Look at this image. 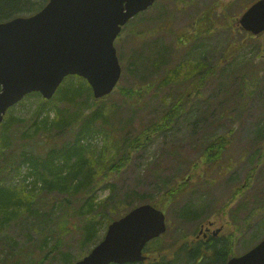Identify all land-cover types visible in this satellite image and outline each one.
Instances as JSON below:
<instances>
[{
    "label": "rangeland",
    "instance_id": "1",
    "mask_svg": "<svg viewBox=\"0 0 264 264\" xmlns=\"http://www.w3.org/2000/svg\"><path fill=\"white\" fill-rule=\"evenodd\" d=\"M254 1L158 0L124 27L115 43L121 80L100 105L106 122L93 126L84 142L102 155L93 158L86 150L97 166L95 204L106 206V216L97 220V241L113 218L144 203H158L168 218L167 232L146 248L151 257L161 251L172 256L183 240L190 245L204 240L201 227L210 223L211 234L221 229L215 237L232 244L230 256L264 238V33L256 36L240 25L242 13ZM209 10L211 22L206 25L201 18ZM194 35L202 38L190 41ZM205 76L204 86L191 93L176 124L147 138L150 125L195 82L202 85ZM64 84L87 86L76 77ZM83 96L87 100H79L80 125L97 108L93 93ZM41 99V94L28 95L5 117L32 123ZM46 108L43 116L55 119L59 109L72 112L77 106L55 98ZM136 137L143 145L125 144ZM214 138H222L225 148L208 169L203 149ZM0 150L2 160L10 155ZM185 183L188 192L165 202L168 189ZM26 192L41 213H22L0 227V264H74L90 252L93 245H86L82 235L88 217L84 211L93 194L68 202L60 193ZM190 205H197L196 213L184 217ZM204 253L214 256L212 249Z\"/></svg>",
    "mask_w": 264,
    "mask_h": 264
},
{
    "label": "water",
    "instance_id": "2",
    "mask_svg": "<svg viewBox=\"0 0 264 264\" xmlns=\"http://www.w3.org/2000/svg\"><path fill=\"white\" fill-rule=\"evenodd\" d=\"M155 1L49 0L32 15L0 22V128L8 109L26 95L51 99L70 75L86 79L96 99L112 93L122 74L115 41ZM240 25L256 35L264 32V0L243 14ZM167 227L162 209L141 204L111 222L104 238L75 264L145 261V246ZM227 264H264V238Z\"/></svg>",
    "mask_w": 264,
    "mask_h": 264
},
{
    "label": "trees",
    "instance_id": "3",
    "mask_svg": "<svg viewBox=\"0 0 264 264\" xmlns=\"http://www.w3.org/2000/svg\"><path fill=\"white\" fill-rule=\"evenodd\" d=\"M47 2L48 0H0V22L17 16L34 14L42 9ZM201 21L206 25L211 22L210 10L203 14ZM199 38L202 37L194 35L190 41H196ZM77 78L82 81L81 85H86L87 82L84 79ZM206 80V76L201 78L202 85L195 82L160 120L158 119L150 125L145 132L147 138L151 134L168 131L171 126H174L184 114L191 93L198 92L204 86ZM83 88L80 86L69 87L63 84L53 99L49 101L42 98L39 111L34 116L32 123H27L19 118L16 119L14 115L5 117L1 126L0 148L8 150L10 155L8 157L4 156L2 160V154L0 153V227L7 226L17 220L22 213L28 212L35 217L40 215L41 208L37 205L33 207V201L30 202L31 199L24 195L27 193L26 191H29L31 196L36 195L41 190L48 191L51 194L60 193L65 195V200L68 202H72L79 195L88 193L93 195L89 197V202L86 204L87 209L84 211L88 212L85 213L88 214V217L84 218L83 242L86 245L94 246L100 241H97L99 234L97 220L101 216H106V206L102 205L104 203L101 202L99 206L95 204L93 192L96 189L97 171L95 168L97 166L87 156L88 151L86 152V150L92 152L93 158H101L102 155H99L88 141L87 143L84 142L85 139L90 137L93 126L106 122L105 114L100 105L108 96L94 100L97 108L80 125L82 116L79 112L81 109L78 107L80 105L79 100L81 98L87 100V98H84V94H87V97L92 95V89L88 83ZM55 98L77 106V108L72 112L59 109L58 117L55 119H51L47 114L43 116V112L48 111L47 105ZM98 125L102 127V124ZM70 132L72 133L70 140L61 143L62 138ZM147 138L144 137L145 140ZM131 140L132 142L125 143L130 148L143 145L140 137ZM224 148L225 141L222 138H214L207 143L203 152L207 158L208 169L212 168V165L217 164L221 159ZM126 154L128 155V153ZM15 161H19V163L17 165L13 164ZM113 166H117V164ZM9 176L14 178L12 182L7 181ZM19 185L23 187L21 188ZM189 188V184L185 183L168 189L165 202L171 203L179 199L189 191ZM69 195L72 199H69ZM154 205L159 204L155 203ZM196 206L190 205L186 210L188 215L185 213L183 216L192 217V214L196 213ZM122 215L113 218L111 221L120 218ZM61 227L66 228L65 223ZM231 247L232 244L226 238H210L207 243L199 241L192 245L183 240L174 250L181 251L182 260L184 259L182 264H226L231 253H233ZM205 249H212L214 256L212 258L208 257L204 253ZM180 254L178 253V255ZM128 264H172V261L167 260L166 253L161 251L158 255L153 256L150 262Z\"/></svg>",
    "mask_w": 264,
    "mask_h": 264
},
{
    "label": "flooded vegetation",
    "instance_id": "4",
    "mask_svg": "<svg viewBox=\"0 0 264 264\" xmlns=\"http://www.w3.org/2000/svg\"><path fill=\"white\" fill-rule=\"evenodd\" d=\"M209 227H210V225L208 227H205V229H203L204 226L201 227V230H204V238L205 239L203 241H200V242L207 243L210 238H216L215 236L218 235V233L211 234V229ZM164 252L167 255V252L166 251H164ZM178 253L180 254L181 251L178 252V251L174 250L172 253V256L168 257L169 254L167 255V260L172 261V264H182V261H184V259L182 260V254L178 255Z\"/></svg>",
    "mask_w": 264,
    "mask_h": 264
}]
</instances>
